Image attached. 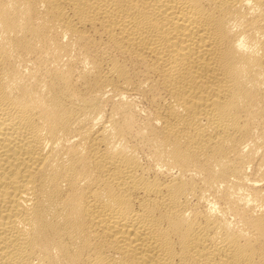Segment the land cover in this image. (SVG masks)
<instances>
[{
  "label": "bare ground",
  "instance_id": "1",
  "mask_svg": "<svg viewBox=\"0 0 264 264\" xmlns=\"http://www.w3.org/2000/svg\"><path fill=\"white\" fill-rule=\"evenodd\" d=\"M0 264H264V0H0Z\"/></svg>",
  "mask_w": 264,
  "mask_h": 264
}]
</instances>
